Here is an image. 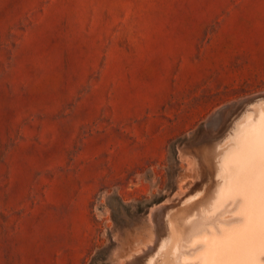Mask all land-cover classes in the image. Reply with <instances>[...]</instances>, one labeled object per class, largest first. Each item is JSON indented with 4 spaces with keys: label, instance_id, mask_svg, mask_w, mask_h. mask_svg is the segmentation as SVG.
I'll list each match as a JSON object with an SVG mask.
<instances>
[{
    "label": "rangeland",
    "instance_id": "1",
    "mask_svg": "<svg viewBox=\"0 0 264 264\" xmlns=\"http://www.w3.org/2000/svg\"><path fill=\"white\" fill-rule=\"evenodd\" d=\"M259 108L264 0H0V264L193 257Z\"/></svg>",
    "mask_w": 264,
    "mask_h": 264
},
{
    "label": "bare ground",
    "instance_id": "2",
    "mask_svg": "<svg viewBox=\"0 0 264 264\" xmlns=\"http://www.w3.org/2000/svg\"><path fill=\"white\" fill-rule=\"evenodd\" d=\"M260 108H259V110H260ZM221 110H222V108H221ZM257 111L258 110H256L255 114H257V116L255 115L256 116L255 118H252L253 116L249 115V116H247L246 119L244 118L245 121L243 120L244 122L242 124H239L236 126V129H234V133L231 132L233 134L232 137L230 138L231 140L230 139L227 140V138H226V140L228 142H229V140L232 142H230L231 144L227 142L228 145L229 144L230 145L227 149L224 148L225 150H223V153L221 152L222 155L220 152H219L220 155L216 154V156H218V157L221 156V158L219 157L220 158L219 169L216 168V170H218L217 176L220 179L219 180L220 183L218 182L219 186L217 188V192L215 190L216 194H215V198L213 197L214 200L212 198L210 199V200H213V204L211 203V205H212L211 210L215 211V210H217V208H219V207L221 208V206H223V205L225 206L226 203H227L226 205L235 203L236 207H237L236 212H237V216H238V222L236 224L231 225V226H229V225L223 226V223H222V226L221 227L219 226L220 227L219 230L218 229H215L216 231L211 230L210 233L203 232V233L197 235L196 237L193 236V238H191V239L189 238L190 240L193 239L192 242L190 241L191 242L190 246L195 245V244H199V246H198V248L196 247L197 251L195 252L193 257L184 256V257H182V260L179 258V260H181V263L179 262L180 264H182V262H184V264H185L187 262V260H190L191 263L194 262V264L195 263L196 264H264V110H260L259 113H257ZM214 112H212V113H214ZM222 113H223V111H222ZM215 114H217V113H215ZM214 118H213L212 122L214 121ZM217 120L218 119H216V121ZM210 124H211V122H210ZM223 145H225V144H223ZM212 151H213V149H212ZM212 160L213 159H211V161ZM196 167H198V166H196ZM206 174H208V173H206ZM209 175H210V173H209ZM192 181H194V180H192ZM217 181H218V179H217ZM214 189H216V187ZM185 192H186V190H185ZM213 195H214V190H213ZM178 196H180V195H178ZM189 197L191 198V196H189ZM185 201H188V200H185ZM172 204H173V202H172ZM207 205H209V204H207ZM224 206H223V209L225 211L226 206L225 207ZM209 207H208V209L211 208V207L210 208ZM207 210H205L204 212L207 213ZM221 210H220V212H221ZM228 211L233 213V211H230L229 209H228ZM220 212H218V213H220ZM210 213H212V211H210ZM210 213H208V214H210ZM159 214L161 215V212ZM163 214L164 213H162V217H163ZM208 214H206V216H209ZM214 214H215V212H214ZM193 215H194V212H193ZM225 215L227 216V214H225ZM225 215L223 216V218L224 217L227 218ZM158 219H160V218H158ZM219 219H218V222H220V223H221V221L224 220V219H222V220H219ZM229 220L230 219L228 217L227 221H229ZM157 221H159V220H157ZM189 222L192 224V221H189ZM189 222H187L188 225H186V223L184 225L189 227V224H190ZM160 223H162V222H160ZM225 223H226V221H225ZM229 223H231V221ZM159 224H157V225H159ZM217 224H219V223H217ZM169 225H170V223H169ZM213 225H215V224H213ZM161 226H162V224H161ZM163 226H164V223H163ZM188 227H186V228H188ZM191 227L192 226L190 225V229H191ZM214 228H217V227H214ZM190 229H187V230H190ZM205 230H207V229H205ZM162 232H159V233H162ZM188 232H191V231H188ZM174 233H176V232H174ZM186 233H187V231H186ZM186 233H185L186 236L184 234L182 236L183 241L185 240L184 237H187ZM151 234H153V233H151ZM173 234L171 233V235H173ZM176 234H174V235L176 236ZM189 237H190V235H189ZM152 241H150V243ZM183 241H182V244H183ZM166 244H167V242H166ZM169 244H171V243L169 242ZM180 244L181 243H179V245ZM185 244L187 245L186 247L189 246L187 243H185ZM152 245L153 244H151V246ZM155 246H157V245L155 244ZM171 246H173V241H172ZM174 246H175V244H174ZM173 248L174 247H172V249ZM175 248H176V246H175ZM178 249H180V248H178ZM178 249H176L177 251H175V250L174 251L176 253H179V255H180L182 252L178 251ZM167 250L168 249H166V253H167ZM193 252H192V254H193ZM138 253H139V251H138ZM138 253H136V254H138ZM157 253H158V250H157L156 254ZM181 255H184V253ZM155 256L157 257V255H155ZM141 257H143V256L141 255ZM177 257H176V259H177ZM186 257H189V259H187ZM160 259L162 260V258H160ZM172 260H170V261L173 262ZM177 260L174 259L173 264L175 262L179 261V260L178 261ZM142 261L143 260L141 259V262ZM157 262H158V260H157ZM157 262H155L154 264H157ZM190 262H188V263H190ZM158 263L160 264V262H158ZM141 264H143V263H141ZM163 264H165V263H163Z\"/></svg>",
    "mask_w": 264,
    "mask_h": 264
},
{
    "label": "water",
    "instance_id": "3",
    "mask_svg": "<svg viewBox=\"0 0 264 264\" xmlns=\"http://www.w3.org/2000/svg\"><path fill=\"white\" fill-rule=\"evenodd\" d=\"M162 209H163V207L158 208V210L155 212V214L160 212Z\"/></svg>",
    "mask_w": 264,
    "mask_h": 264
}]
</instances>
